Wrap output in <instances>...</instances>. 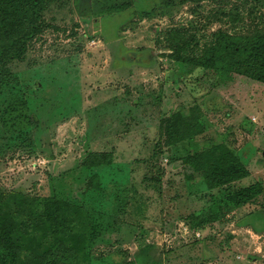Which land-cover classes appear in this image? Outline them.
I'll return each mask as SVG.
<instances>
[{
  "label": "rangeland",
  "instance_id": "374dc122",
  "mask_svg": "<svg viewBox=\"0 0 264 264\" xmlns=\"http://www.w3.org/2000/svg\"><path fill=\"white\" fill-rule=\"evenodd\" d=\"M217 33L263 34L264 0H0V219L17 264H264V194L231 200L264 187V84L192 63ZM107 91L152 119L91 136L93 105L121 98ZM93 151L116 160L89 167ZM228 152L248 178L207 190Z\"/></svg>",
  "mask_w": 264,
  "mask_h": 264
},
{
  "label": "trees",
  "instance_id": "16d2710c",
  "mask_svg": "<svg viewBox=\"0 0 264 264\" xmlns=\"http://www.w3.org/2000/svg\"><path fill=\"white\" fill-rule=\"evenodd\" d=\"M178 48L180 47H177V52H179ZM173 53L171 54V60L186 62V60H182L178 56H173ZM192 63L204 69H213L218 66L221 70L233 71L243 77L264 84V33L246 37H232L227 34L217 33L214 35V41L211 43L210 48L200 56L195 57ZM23 107V103H16L4 112L2 116L4 128L6 127L5 121H16L15 124L20 123L18 120L22 112H17V109ZM23 118H25V115ZM174 118H176V115L170 116L167 121H164L169 128L173 126L170 122ZM6 131H10V129H6ZM211 155L212 157L214 156L213 154ZM89 157L93 159L89 167L106 166L111 163V154L91 153ZM220 157L223 159L218 158L216 172L209 176L203 174L207 190H213L248 177L244 165L234 155L229 153L228 156L221 155ZM100 158L101 162H99ZM226 158L230 160L228 163L225 162ZM263 194V184L257 182L239 190L231 200L235 206L240 208L257 200ZM11 233L10 223L5 219H0V264H17L18 249L12 243Z\"/></svg>",
  "mask_w": 264,
  "mask_h": 264
},
{
  "label": "crops",
  "instance_id": "0c3cea01",
  "mask_svg": "<svg viewBox=\"0 0 264 264\" xmlns=\"http://www.w3.org/2000/svg\"><path fill=\"white\" fill-rule=\"evenodd\" d=\"M133 65V63H132ZM126 91V90H125ZM121 92V91H115V92H109L107 91L106 93H102L100 95H106V96H111L114 94H120L121 98H119V102L115 101L112 97L111 99H109L108 102H97L96 105H93L94 111L99 113V126L98 124L96 125V127L98 126V128L92 130V135H95V138H109V136L113 135L114 133V138H131V133H130V128L127 125V121L129 119H131L132 115L134 114L137 115V113H139L138 117H141V121H150L152 118L151 116H148L145 118L144 116V112L145 109H141L139 112L137 111L136 107L131 109V107L129 106V103L126 102V94L127 92ZM80 96V95H79ZM125 97V99H124ZM112 102V103H110ZM76 110V109H75ZM151 112H149V115L154 114V116H157V107H152L150 109ZM132 112V114H131ZM75 117V122H81V119H84L85 117H83V115L81 116V112L78 113V115H74ZM113 119L116 123H113ZM142 127V126H141ZM98 129V131H97ZM142 134L143 135H148V133L146 131H144V128H142ZM113 131V132H112ZM111 138H113L111 136ZM144 138V137H141ZM110 153H112L111 158L115 159V155L112 151H109ZM92 153H98L97 151H93ZM100 153V152H99ZM119 155V154H118ZM116 160V159H115ZM248 178V177H246ZM244 178V179H246ZM242 179V180H244ZM241 180V181H242ZM240 181V182H241ZM250 186V185H249ZM209 230V228H208ZM203 252V257L204 259H208L211 255V251L210 249H207V247L205 249H202ZM219 259V257L217 258V260ZM136 264V263H135ZM217 264H220V261H217Z\"/></svg>",
  "mask_w": 264,
  "mask_h": 264
}]
</instances>
